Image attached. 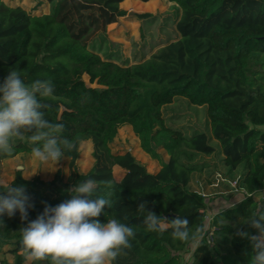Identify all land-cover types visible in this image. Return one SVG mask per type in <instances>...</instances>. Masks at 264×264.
<instances>
[{
	"label": "trees",
	"instance_id": "trees-1",
	"mask_svg": "<svg viewBox=\"0 0 264 264\" xmlns=\"http://www.w3.org/2000/svg\"><path fill=\"white\" fill-rule=\"evenodd\" d=\"M45 1L51 10L32 14L0 0V80L13 69L25 83L51 80L54 95L42 100L46 118L62 123L58 135L75 145L63 157L73 166L80 142L89 140L94 163L67 181L59 175L51 181L24 179L16 172L14 183L24 186L33 205L28 219L45 204L70 199L71 187L91 177L97 181L94 197L111 201L98 219L117 218L136 229L131 247L114 264H248L251 246L235 237L234 226L255 211L254 194L264 187V0H168L180 8L175 22L179 37L129 66L101 58L91 44L124 15L120 3L144 8L154 0ZM84 74L97 86L88 85ZM176 96L206 106L217 152L228 171L242 170L238 182L250 194L213 213L210 240L204 196L191 190L189 182L193 172L203 170L201 158L216 149L204 131L189 135L164 122L161 107ZM123 124L131 126L141 150L159 162L157 170L149 172L129 151L111 149ZM22 134L23 139L11 142V151L30 154L31 133ZM159 148L168 155L166 161ZM113 166L124 170L119 180L112 175ZM141 200L146 210L168 220L186 216L190 227L203 229L194 262L179 257L188 243L173 239L170 231L161 235L145 229L137 209ZM0 219V252L8 246L11 264H55L50 257L26 259L20 229L27 221L19 214Z\"/></svg>",
	"mask_w": 264,
	"mask_h": 264
},
{
	"label": "clouds",
	"instance_id": "clouds-1",
	"mask_svg": "<svg viewBox=\"0 0 264 264\" xmlns=\"http://www.w3.org/2000/svg\"><path fill=\"white\" fill-rule=\"evenodd\" d=\"M55 88L51 80L36 79L25 83L13 69L0 80V152L11 150L13 137L29 132L32 142L30 158L38 164H52L74 149V143L61 137L63 124L46 118L42 100L52 97ZM19 163L14 172L23 173ZM33 175V174H31ZM31 175H20L28 179ZM13 180L0 185V218L19 214L27 221L20 229V243L33 260L46 257L55 264H114L116 258L131 247L136 229L117 218L98 219L104 209L111 207L108 198L96 196L97 181L91 177L74 184L70 199L55 206L45 204L34 219H28L33 207L23 185ZM137 209L143 214L142 223L149 232L163 234L170 231L173 239L188 243L193 253L199 247L202 228H192L186 216L176 215L168 220L146 210L141 200ZM0 219V224H2ZM234 235L251 246L248 264H264V197L256 202L253 213L241 217Z\"/></svg>",
	"mask_w": 264,
	"mask_h": 264
},
{
	"label": "rangeland",
	"instance_id": "rangeland-1",
	"mask_svg": "<svg viewBox=\"0 0 264 264\" xmlns=\"http://www.w3.org/2000/svg\"><path fill=\"white\" fill-rule=\"evenodd\" d=\"M7 5H19L32 14L48 13L51 4L45 0H3ZM124 11L116 22L107 25L104 32L98 34L92 42V50L101 58H109L121 66H129L149 58L157 49L179 37L175 29V22L179 17L180 8L168 0H154L142 8L134 3L126 5L120 3ZM83 80L90 86L88 76L83 75ZM164 122L173 128L181 129L187 134L196 131H204L209 137V143L215 147V152L210 156H203L200 161L205 163L203 170L193 172L189 188L204 194L205 218L204 226L206 237L210 231V218L217 210L236 205L242 198L243 193L233 192L230 182L238 179L242 170L228 171L222 162L219 151V142L213 138L209 122L206 116V106L191 104L187 98L176 96L172 102L161 107ZM16 138H24L23 134ZM113 151H129L134 158L143 164L149 172H154L159 166L157 160L151 159L139 146V139L134 134L130 125L123 124L118 128L117 135L110 143ZM92 145L89 140L82 141L78 147V158L73 166L69 165V159L63 157L55 167L52 164H38L27 153H13L11 150L5 155L0 152V185L12 181L16 172L15 166L19 163L24 171L21 175H31L28 179L38 176L44 181H51L55 175H59L63 181H67L74 173H85L93 165L91 156ZM162 160L166 161L168 155L163 149H158ZM123 169L113 166L112 175L119 180L123 175ZM220 175H219V174ZM219 175V177H218ZM229 181V182H228ZM239 183V182H238ZM240 185V183H239ZM241 187V185H240ZM264 197V187L255 192L254 198L259 201ZM8 246L4 245L0 252V264H11L13 257L7 252ZM26 259L30 257L25 254ZM180 260L192 263L196 259L195 252L192 259V248L189 245L179 253ZM23 264H27L25 261Z\"/></svg>",
	"mask_w": 264,
	"mask_h": 264
},
{
	"label": "built area",
	"instance_id": "built-area-1",
	"mask_svg": "<svg viewBox=\"0 0 264 264\" xmlns=\"http://www.w3.org/2000/svg\"><path fill=\"white\" fill-rule=\"evenodd\" d=\"M219 174V173H218ZM220 175V174H219ZM218 175V177H219ZM239 178V177H238ZM229 182V181H228ZM230 186L233 188V192H238L241 193L240 190L242 191L243 195H250L249 193H247L242 187H240L239 183H238V179H234L233 181H231ZM202 196H204V194L202 193ZM208 239H211V231L208 234Z\"/></svg>",
	"mask_w": 264,
	"mask_h": 264
},
{
	"label": "crops",
	"instance_id": "crops-1",
	"mask_svg": "<svg viewBox=\"0 0 264 264\" xmlns=\"http://www.w3.org/2000/svg\"><path fill=\"white\" fill-rule=\"evenodd\" d=\"M261 128L263 129L264 126H262ZM224 167H225V166H224ZM158 168H159V166L157 167V169H158ZM225 168H226V167H225ZM157 169H156V170H157ZM191 177H192V176H191ZM191 181H192V180H191ZM191 181H190V182H191ZM224 209H225V208H224ZM220 210H223V209H220ZM217 211H219V210H217ZM214 213H215V212H214Z\"/></svg>",
	"mask_w": 264,
	"mask_h": 264
},
{
	"label": "water",
	"instance_id": "water-1",
	"mask_svg": "<svg viewBox=\"0 0 264 264\" xmlns=\"http://www.w3.org/2000/svg\"><path fill=\"white\" fill-rule=\"evenodd\" d=\"M262 39H264V37H262Z\"/></svg>",
	"mask_w": 264,
	"mask_h": 264
}]
</instances>
